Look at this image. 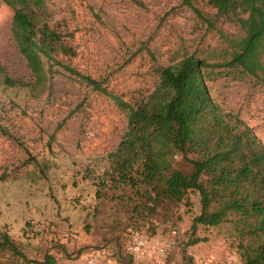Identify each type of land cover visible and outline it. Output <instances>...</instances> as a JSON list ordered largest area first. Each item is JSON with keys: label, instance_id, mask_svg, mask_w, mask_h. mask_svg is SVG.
Here are the masks:
<instances>
[{"label": "rangeland", "instance_id": "obj_1", "mask_svg": "<svg viewBox=\"0 0 264 264\" xmlns=\"http://www.w3.org/2000/svg\"><path fill=\"white\" fill-rule=\"evenodd\" d=\"M194 8L211 11L202 0H42L36 12L37 23L57 29L76 52L58 60L104 79L110 92L134 106L155 87L159 67L192 53L221 61L229 42L243 35L235 19L208 28ZM12 14L0 0V67L3 75L32 82L11 33ZM43 62L45 81L34 88L5 85L0 73V225L11 226L23 254L41 262L51 252L59 261L84 246L107 244L111 264H140L123 246L130 230L141 227L171 243L164 264H222L228 255L238 264L231 223L198 225L192 234V218L200 211L194 191L152 209L146 194L129 186H101L96 194L93 182L105 176L107 155L127 131V110L61 65ZM210 86L222 108L264 144V87L225 78ZM172 163L190 169L178 155ZM193 236L207 240L188 244ZM0 264L24 263L3 253Z\"/></svg>", "mask_w": 264, "mask_h": 264}, {"label": "trees", "instance_id": "obj_2", "mask_svg": "<svg viewBox=\"0 0 264 264\" xmlns=\"http://www.w3.org/2000/svg\"><path fill=\"white\" fill-rule=\"evenodd\" d=\"M3 1L13 9L11 33L33 76L32 82H23L3 75L0 67L5 85H41L46 78V58L127 110V131L107 155L105 176L93 182L96 194L101 186H129L135 193L146 194L153 202L152 209L157 203L180 202L194 191L200 211L192 218V234L198 225L214 227L229 222L237 238L238 264H264V144L237 114L222 108L210 86L225 78L264 87V0H202L211 11L194 10L208 28L235 19L243 35L229 42L230 50L221 61L192 53L159 67L155 87L134 106L110 92L104 79L81 73L57 59L59 54L76 52L57 29L37 23L36 8L42 0ZM182 2L191 5V0ZM174 155L190 169L173 166ZM2 213L0 207V217ZM0 226L4 229H0V255L8 253L24 264H57L51 252H46L41 262L27 258L20 241L12 236L11 226L7 222ZM136 232L157 234L133 227L130 235ZM205 240V236H193L188 244ZM102 245L106 244L84 246L77 253Z\"/></svg>", "mask_w": 264, "mask_h": 264}, {"label": "built area", "instance_id": "obj_3", "mask_svg": "<svg viewBox=\"0 0 264 264\" xmlns=\"http://www.w3.org/2000/svg\"><path fill=\"white\" fill-rule=\"evenodd\" d=\"M171 243L159 235L149 236L143 233H132L123 246V252L130 260L140 264H164ZM86 253H76L64 257L57 264H111L113 252L110 247L102 245L87 248ZM235 258L228 255L222 264H234Z\"/></svg>", "mask_w": 264, "mask_h": 264}]
</instances>
